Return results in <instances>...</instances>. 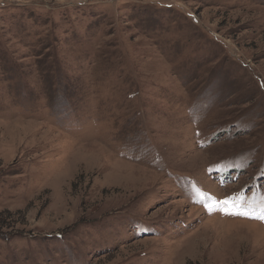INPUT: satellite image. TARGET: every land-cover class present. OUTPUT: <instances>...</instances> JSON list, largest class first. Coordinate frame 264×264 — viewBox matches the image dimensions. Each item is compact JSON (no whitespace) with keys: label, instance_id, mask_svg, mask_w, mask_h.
Here are the masks:
<instances>
[{"label":"rangeland","instance_id":"374dc122","mask_svg":"<svg viewBox=\"0 0 264 264\" xmlns=\"http://www.w3.org/2000/svg\"><path fill=\"white\" fill-rule=\"evenodd\" d=\"M225 199L264 206V0H0V264H264Z\"/></svg>","mask_w":264,"mask_h":264},{"label":"snow or ice","instance_id":"6c2138e0","mask_svg":"<svg viewBox=\"0 0 264 264\" xmlns=\"http://www.w3.org/2000/svg\"><path fill=\"white\" fill-rule=\"evenodd\" d=\"M217 203L222 205L221 210L224 211L226 215H240V216H246L252 219L264 220V206H262L258 211H254V210L236 209V204L231 199H225L223 201H218ZM228 205H232V208L236 210H229ZM208 207H209V210H211V206H208Z\"/></svg>","mask_w":264,"mask_h":264},{"label":"trees","instance_id":"16d2710c","mask_svg":"<svg viewBox=\"0 0 264 264\" xmlns=\"http://www.w3.org/2000/svg\"><path fill=\"white\" fill-rule=\"evenodd\" d=\"M0 235H3V234L0 233ZM3 236H4V235H3Z\"/></svg>","mask_w":264,"mask_h":264}]
</instances>
